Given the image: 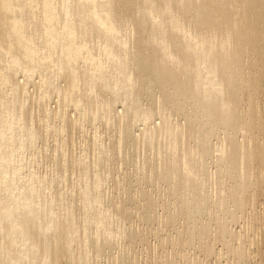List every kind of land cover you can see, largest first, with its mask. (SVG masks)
Returning a JSON list of instances; mask_svg holds the SVG:
<instances>
[{"label": "bare ground", "instance_id": "obj_1", "mask_svg": "<svg viewBox=\"0 0 264 264\" xmlns=\"http://www.w3.org/2000/svg\"><path fill=\"white\" fill-rule=\"evenodd\" d=\"M0 264H264V0H0Z\"/></svg>", "mask_w": 264, "mask_h": 264}]
</instances>
